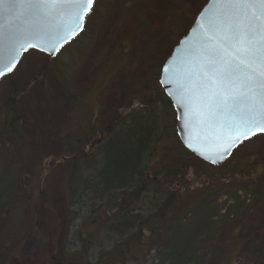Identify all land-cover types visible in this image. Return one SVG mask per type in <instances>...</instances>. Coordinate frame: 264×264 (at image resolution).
Returning <instances> with one entry per match:
<instances>
[{
	"label": "rangeland",
	"instance_id": "1",
	"mask_svg": "<svg viewBox=\"0 0 264 264\" xmlns=\"http://www.w3.org/2000/svg\"><path fill=\"white\" fill-rule=\"evenodd\" d=\"M208 1L165 0V6L161 0H99L91 27L79 41L54 59L35 50L26 52L15 72L2 80L0 127L9 84L14 83L27 99L34 87L30 81L46 61L59 68L73 94L86 93L81 107L70 106L73 126L86 124L87 114L89 118L98 115L100 125H105L109 117L139 105L138 101L151 104L152 93L161 89L156 73ZM138 17L144 25L134 34ZM62 113L54 121L57 129L68 126ZM48 137L46 128L41 137L27 129L15 143L0 142V264L94 261L85 251L74 253L82 247L73 231H68L70 218L56 215L51 208L52 199L49 206L41 207V190L54 179L57 167L66 165L60 153H54L57 149L49 150L51 156L47 151L36 152L41 144L47 147ZM198 161L206 165L204 172L196 183L201 169L189 173L191 190L177 192L178 205L159 236L142 251L139 264H210L226 254L232 235L247 236L261 226L258 251L264 264V135L243 142L225 167L223 163L212 168ZM236 172L238 176H232ZM99 239L104 245V236ZM233 247L241 251L240 244Z\"/></svg>",
	"mask_w": 264,
	"mask_h": 264
},
{
	"label": "trees",
	"instance_id": "2",
	"mask_svg": "<svg viewBox=\"0 0 264 264\" xmlns=\"http://www.w3.org/2000/svg\"><path fill=\"white\" fill-rule=\"evenodd\" d=\"M165 3L161 0L162 5ZM143 25L138 17L134 34ZM86 27L91 25L87 23ZM161 69L156 73L158 79ZM61 73L46 61L39 75L31 79L30 86L34 87L27 99L14 83L9 84L0 142L15 143L27 129L41 137L46 128L47 147L41 144L36 152L47 151L51 156L53 151L49 150L57 149L54 153H60L66 165L58 166L54 179L41 190L42 209L53 202L51 208L56 215L70 218L68 231H73L82 247L74 253L85 251L91 256L94 261L87 264H139L142 251L159 236L178 205L177 192L191 190L189 173L201 169L196 183L206 165L181 144L175 111L161 89L152 93L151 104L138 101L139 105H130L109 117L105 125H100L98 115L89 118L87 114L86 124L75 128L70 106L81 107L86 93L73 94ZM38 93L42 97L37 98ZM59 113L64 114L65 124L68 122L65 129L54 127ZM35 141L37 145V138ZM262 231L263 226L247 236L232 235L233 243L226 254L210 264H261L258 242ZM97 234L104 236V245ZM235 243L241 245V251L235 252Z\"/></svg>",
	"mask_w": 264,
	"mask_h": 264
},
{
	"label": "snow or ice",
	"instance_id": "3",
	"mask_svg": "<svg viewBox=\"0 0 264 264\" xmlns=\"http://www.w3.org/2000/svg\"><path fill=\"white\" fill-rule=\"evenodd\" d=\"M3 4L23 26L6 58L0 24V78L14 72L21 51L54 55L82 27L95 0H0ZM198 15L203 22L193 29L198 35L185 52L182 77L174 72L161 84L176 86V102L189 117L185 123L195 121L223 136L226 146L217 153L223 156L264 134V0H209Z\"/></svg>",
	"mask_w": 264,
	"mask_h": 264
},
{
	"label": "water",
	"instance_id": "4",
	"mask_svg": "<svg viewBox=\"0 0 264 264\" xmlns=\"http://www.w3.org/2000/svg\"><path fill=\"white\" fill-rule=\"evenodd\" d=\"M207 4L203 7V9L207 6ZM91 11L85 16L84 20L82 21V27L76 32H74L67 41L60 44L58 46V50L55 52L54 55H49L45 51H38V50L36 51L46 54L51 59H54L60 53L63 47L68 45L71 41L75 40L77 37H79L83 33L86 18L91 13ZM202 22H203V18L197 15L194 21V24L192 25L188 33L179 41L178 45L174 48L172 54L170 55V57L167 59V61L163 65L161 69L159 84H160L162 91L166 95V97L170 100L174 108V111L176 113L177 136L180 142L182 143L183 147L193 157L197 158L198 160L210 166H219L225 163L233 155V153L238 147L233 146L231 149H229V152L231 154H225L223 156H218L217 153L221 150L223 146H226V140L223 138V136L218 134L216 130L211 129V128H206L203 125L197 124L195 121H193L192 123H185V121L189 119V117L185 116L184 111L181 109L180 104L176 102L178 98L176 86L170 85L168 87H165L164 85L161 84L162 80L169 79L173 75L174 72L176 73V77H175L176 79L179 80L182 77V74L184 71L183 61L185 57V52L188 49V47L197 39V35H198V30L194 32L193 29L196 28V25L198 23H202ZM0 24L5 25L4 35H3V47L5 50V57L7 58V48L17 37L18 35L17 28L22 27L23 25L20 22H17L14 20V15L12 12H10L7 4L0 5ZM33 42L36 43V41H33ZM30 50H34V49L30 48L27 51H21L20 60L16 66V69L20 64L23 55ZM165 68L167 69V71L164 70ZM12 74L6 75L5 77L0 78V83L2 82V80L10 77ZM170 92H172V95L169 94ZM258 135H264V134H258ZM245 141L246 140H244V142ZM189 144H192V147H188ZM213 159H215L217 162L212 163Z\"/></svg>",
	"mask_w": 264,
	"mask_h": 264
},
{
	"label": "flooded vegetation",
	"instance_id": "5",
	"mask_svg": "<svg viewBox=\"0 0 264 264\" xmlns=\"http://www.w3.org/2000/svg\"><path fill=\"white\" fill-rule=\"evenodd\" d=\"M94 8H95V7H94ZM94 14H95L94 11H92L91 14L87 17V21H86V23L89 24L90 20L94 17ZM87 30H88V28L86 27V28L84 29L83 34H82L79 38H77L76 40H74V41H72V42L79 41V40L82 38V36H83L84 34H87ZM72 42H71L70 44H72Z\"/></svg>",
	"mask_w": 264,
	"mask_h": 264
}]
</instances>
